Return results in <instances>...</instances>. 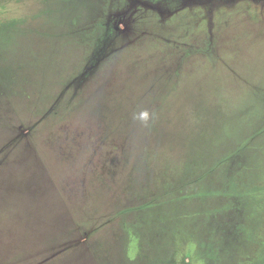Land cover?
Listing matches in <instances>:
<instances>
[{
	"label": "rangeland",
	"instance_id": "374dc122",
	"mask_svg": "<svg viewBox=\"0 0 264 264\" xmlns=\"http://www.w3.org/2000/svg\"><path fill=\"white\" fill-rule=\"evenodd\" d=\"M261 1L0 0V264H264Z\"/></svg>",
	"mask_w": 264,
	"mask_h": 264
},
{
	"label": "trees",
	"instance_id": "16d2710c",
	"mask_svg": "<svg viewBox=\"0 0 264 264\" xmlns=\"http://www.w3.org/2000/svg\"><path fill=\"white\" fill-rule=\"evenodd\" d=\"M231 217H233V216H228V218L230 219ZM234 218V217H233ZM236 222H233V225H232V228H235L234 226L236 225L235 224ZM231 224H232V222H231ZM239 229V225H238V227L235 229L236 231ZM234 230V229H233ZM222 234H223V232H221ZM224 233H225V231H224ZM223 237H225V235H223ZM186 258V257H185ZM185 264H188V263H185Z\"/></svg>",
	"mask_w": 264,
	"mask_h": 264
},
{
	"label": "flooded vegetation",
	"instance_id": "af4514ba",
	"mask_svg": "<svg viewBox=\"0 0 264 264\" xmlns=\"http://www.w3.org/2000/svg\"><path fill=\"white\" fill-rule=\"evenodd\" d=\"M251 1H254V2H257V3H259V0H251ZM264 3V1H261L260 3ZM260 7V6H259Z\"/></svg>",
	"mask_w": 264,
	"mask_h": 264
}]
</instances>
